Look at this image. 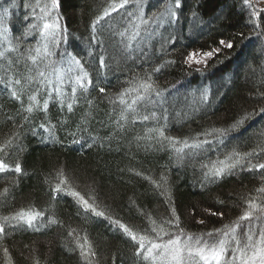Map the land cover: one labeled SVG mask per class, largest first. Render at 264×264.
I'll return each mask as SVG.
<instances>
[{"label": "trees", "instance_id": "16d2710c", "mask_svg": "<svg viewBox=\"0 0 264 264\" xmlns=\"http://www.w3.org/2000/svg\"><path fill=\"white\" fill-rule=\"evenodd\" d=\"M166 2L167 0H147L146 14L151 16L153 12L162 11V4ZM106 3L107 0H62L67 24L73 33L70 44L85 61L92 60L87 54L90 24L95 14L101 10L100 6H106ZM15 4L17 14L10 11L9 22L11 30L19 35L23 32L24 9L22 0H15ZM183 5L180 24L168 28L166 32L164 28L157 30L163 32L165 37H175L174 41L164 45L170 55L159 51L163 43L159 35L150 42L157 50L156 55L151 58V64L171 59L177 61L155 73L154 77L156 85L165 90L167 97L165 106L169 110V120L165 128L166 135L180 139L195 137L212 127L227 126L242 115V105L249 96V90H254L259 82L258 72L257 77L246 81V70L249 65L255 67L264 63V53L261 52L264 41L245 26L238 9L233 8V0H183ZM194 9L197 10L198 18L193 23ZM130 10H134V6ZM122 15L123 10L119 15L113 13L115 19L108 20L104 25L105 36L108 35V24L116 28L120 26ZM241 32L243 37L239 35ZM220 39L232 41L234 47L222 49L209 62L210 67L204 74L195 72L180 62L181 51L208 50L209 46L217 47ZM115 40L118 42L119 37H115ZM103 51L96 48L95 62L86 65L96 85L90 89L88 97L93 101L92 106L82 97L73 111L68 112L66 106L61 109L57 103L52 102L46 117L43 112H36L32 114L30 122L23 124L21 143L24 149H17V152L25 174L20 177L18 186L7 194L6 201L0 198V217L21 207L35 206L38 210L46 209L49 214H54L64 227L53 225L40 232L21 230L10 233L5 246L9 248L14 264H34L33 247L35 259L40 264H78V253L66 250L69 226L79 229L81 236H88L95 245L99 264H135L136 245L118 228L114 229L107 219L91 214L77 215L78 207L71 196L60 194L56 201L51 199L50 186L45 178L52 179L59 168L66 170L82 194H87L89 187H93L101 210L138 231L148 227L140 210L151 214L158 222L168 215L169 206L165 203V197L145 177L159 180L162 174L167 176L172 202L182 226L194 233L218 228L238 216L241 211L240 196L258 184L252 173L244 172L201 187L199 162H179L175 153L167 148H146L148 141L137 142V136L143 137L149 128L157 126L154 121L130 124L126 126V131H118L115 122L119 108L111 103L109 97H115L130 75L149 71L151 64L142 63L135 56L121 60L115 53L113 43L109 41L106 56L110 70L98 71V57ZM149 51L151 52L150 48ZM99 87L106 88V93H100ZM174 88L178 90L171 96ZM205 90L210 103H201L200 99L196 106L187 103L190 96L185 91L193 92L195 98H200ZM24 103L27 104L26 97ZM19 108V102L11 101L0 86V140L13 131L12 121L6 117L15 116ZM140 111L147 114L143 108ZM181 113L184 115H180ZM16 119L19 121L20 117L17 116ZM46 121L55 126L56 142L42 140L48 133L43 131L40 124ZM160 124L163 125L164 121L161 120ZM33 128L38 135L32 134ZM81 128H86L87 131H81ZM262 128L264 117L257 116L248 121L239 132L230 134L226 147L221 146L219 153H211L212 159H216L217 155L222 157L233 148L241 152L251 150L257 142L256 134ZM92 137H96L95 143ZM74 138H79L81 142L73 143ZM16 158L14 155L13 159ZM136 172H141L142 175L137 176ZM6 186V182L0 180V191ZM221 200L225 203L221 204ZM210 211H224L227 219L212 216ZM200 219H206V225L199 224ZM24 245L29 247L25 248ZM0 264H5L2 250Z\"/></svg>", "mask_w": 264, "mask_h": 264}, {"label": "snow or ice", "instance_id": "6c2138e0", "mask_svg": "<svg viewBox=\"0 0 264 264\" xmlns=\"http://www.w3.org/2000/svg\"><path fill=\"white\" fill-rule=\"evenodd\" d=\"M146 2L147 0H107L106 6L101 5V10L95 14L90 24L87 54L92 60L85 61L70 44L73 33L64 15L62 0H22L24 24L23 32L19 35L11 30L9 22L10 9L16 8L17 4L0 0V86L11 101L20 104L15 116L6 117L12 121L13 131L0 140V180L7 184L0 191V198L6 201L7 194L18 186L20 177L25 174L17 149H24L21 129L25 122H30L32 114L43 112L46 117L52 102L57 103L61 109L66 106L68 112H72L82 97L92 106L93 101L88 97L90 89L96 85L86 65L95 62L96 48L104 50L98 57V71L110 70L106 56L109 41L113 43L121 60L135 56L142 63L151 64V58L156 55L157 50L150 42L159 35L163 41L159 51L170 55L164 45L174 41L175 37H165L163 32L157 30L164 28L166 32L168 28L180 24L183 0H167L162 4L163 10L153 12L151 16L146 14ZM132 6L134 10H130ZM233 8L238 9L250 32L264 41V0H233ZM121 10L124 15L120 17V26L116 28L108 24V35L105 36V23L115 19L113 13L119 15ZM192 17L194 23L198 18L197 10L192 11ZM239 35L243 37V32ZM115 37H119L118 42ZM233 47L232 41L220 39L217 47L209 46L208 50L181 51L180 62L189 69L204 74L210 67L209 62L222 49ZM261 52L264 53V44L261 45ZM176 62L171 59L151 64L149 71L130 75L115 97H109L111 103L119 108L115 122L117 130L126 131L127 125L154 121L157 126L149 128L143 137L137 136V142L148 141L146 148H167L175 153L179 162H199L201 187L240 173H252L258 184L240 196V214L218 228L200 233L186 230L172 202L168 178L163 174L159 180L150 177L145 179H149L154 189L165 197V203L169 206L168 215L158 222L151 214L140 210L148 224L142 231L101 210L95 189L90 186L89 192L82 194L64 168L57 169L52 179L45 178L50 186L51 199L56 201L60 194L71 196L78 207L77 215L91 214L107 219L114 229L118 228L136 245L135 264H264V128L256 134L257 142L251 150L241 152L233 148L222 157L217 155L216 159H212L211 156V153H219L221 146H227L231 133L239 132L248 121L257 116L264 117V63L255 67L249 65L246 70V81L257 77L258 72L259 82L254 90H249V96L242 105V115L227 126L212 127L195 137L180 139L166 135L165 128L169 120V110L165 106L167 97L165 90L156 85L154 77L155 73ZM193 64L202 67L192 69ZM98 90L102 94L107 91L104 87H99ZM25 97L27 104L24 103ZM201 103H210L207 90L201 93ZM141 108L147 114H142ZM17 116L20 117L19 121ZM161 120L164 121L163 125L160 124ZM40 127L48 133L42 138L43 141L56 142L55 126L50 121L41 123ZM80 130L87 131L86 128ZM32 134L38 135L34 128ZM73 136L75 137V133ZM92 140L95 143L96 137H92ZM80 142L79 138L73 140V143ZM14 155L16 159H13ZM135 174L142 175L141 172ZM220 203L225 201L221 200ZM210 214L222 220L227 219L224 211H210ZM198 223L206 225L207 221L200 219ZM53 225L64 227L54 214H49L46 209L38 210L35 206L21 207L0 217V250L3 252L5 264H14L10 250L5 246L10 233L21 230L40 232ZM66 239V250L78 253V264H99L95 245L86 234L81 236L79 229L69 226ZM32 253L34 264H40L34 256L35 247ZM21 255H24L23 251Z\"/></svg>", "mask_w": 264, "mask_h": 264}, {"label": "rangeland", "instance_id": "374dc122", "mask_svg": "<svg viewBox=\"0 0 264 264\" xmlns=\"http://www.w3.org/2000/svg\"><path fill=\"white\" fill-rule=\"evenodd\" d=\"M5 2L6 3H15V0H5ZM10 11L11 12H14L15 13V15L17 14V9L16 8H12V9H10ZM10 18H11V15L9 16ZM31 39V38H30ZM115 49V48H114ZM88 51V50H87ZM115 53L116 54H118L116 51H115ZM119 55V54H118ZM196 67H201V65H196V64H193L192 65V68H196ZM178 89H176V88H174V89H172V92L170 93L171 94V96H172V94L174 93V92H176ZM186 93H188V95L190 96V98H189V101L187 102V103H189L190 105L192 104L193 106H196L197 104H198V99H200L201 100V97L200 98H198L197 96H196V98H195V93H193V92H187V91H185ZM186 93H184V94H186Z\"/></svg>", "mask_w": 264, "mask_h": 264}]
</instances>
